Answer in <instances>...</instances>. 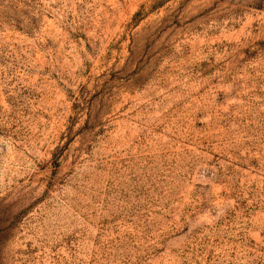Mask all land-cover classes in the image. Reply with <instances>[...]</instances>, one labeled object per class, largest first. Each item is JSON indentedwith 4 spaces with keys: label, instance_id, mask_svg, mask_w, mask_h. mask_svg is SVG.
I'll use <instances>...</instances> for the list:
<instances>
[{
    "label": "rangeland",
    "instance_id": "1",
    "mask_svg": "<svg viewBox=\"0 0 264 264\" xmlns=\"http://www.w3.org/2000/svg\"><path fill=\"white\" fill-rule=\"evenodd\" d=\"M0 264H264V0H0Z\"/></svg>",
    "mask_w": 264,
    "mask_h": 264
}]
</instances>
